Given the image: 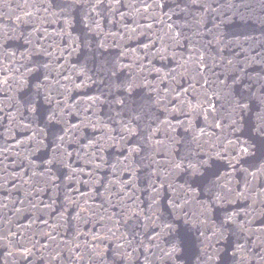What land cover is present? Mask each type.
I'll list each match as a JSON object with an SVG mask.
<instances>
[{
    "label": "water",
    "instance_id": "water-1",
    "mask_svg": "<svg viewBox=\"0 0 264 264\" xmlns=\"http://www.w3.org/2000/svg\"><path fill=\"white\" fill-rule=\"evenodd\" d=\"M262 128L264 0H0V264H264Z\"/></svg>",
    "mask_w": 264,
    "mask_h": 264
},
{
    "label": "snow or ice",
    "instance_id": "snow-or-ice-1",
    "mask_svg": "<svg viewBox=\"0 0 264 264\" xmlns=\"http://www.w3.org/2000/svg\"><path fill=\"white\" fill-rule=\"evenodd\" d=\"M49 120H55L56 119V113L52 112L51 115L48 117ZM260 131L262 133H264V128L260 129ZM243 151H247V148H244ZM177 167H179V165H177Z\"/></svg>",
    "mask_w": 264,
    "mask_h": 264
}]
</instances>
